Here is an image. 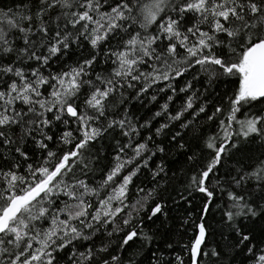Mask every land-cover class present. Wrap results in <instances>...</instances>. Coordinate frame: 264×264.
<instances>
[{
    "label": "snow or ice",
    "instance_id": "6c2138e0",
    "mask_svg": "<svg viewBox=\"0 0 264 264\" xmlns=\"http://www.w3.org/2000/svg\"><path fill=\"white\" fill-rule=\"evenodd\" d=\"M32 5L35 12L26 3L18 10L0 7V150L28 160L24 145L31 140L38 148L47 150V141L55 138L49 133L58 123H75V131L81 138L77 140L73 130L63 131L59 140L63 144L75 141L72 149L60 156L48 150L40 166L27 165V175L19 174L18 163L7 171L0 169L3 181L0 186V264H59L63 257L57 254L66 250H69L68 264H133L130 259L126 262L123 252L138 238L149 244L152 241L143 231L142 221L126 232L115 253L110 251L111 241L97 246L94 237L102 234L101 229L108 237L123 231L116 224V218L128 207L129 185L141 165L137 164L120 183L116 180L127 165L151 151L148 141L153 140L149 135L144 142L133 145L134 136L140 135L139 129H150L153 120L166 116V122L155 128V135L161 136L185 113L196 119L206 111L204 105L194 109L198 96L192 91L194 84L190 80L178 91H192V94L173 115L169 111L177 93L173 81L197 66L200 71L193 79L198 80L199 75L204 74L208 87L221 75L239 80L237 90L229 99L231 107L227 116L220 121L222 135L206 141V147L215 155L199 177H192V184L206 194L209 201L213 193L206 181L228 154L229 145L237 146L231 143L232 136L248 139L255 135L264 139V110L249 111L242 120L236 115L245 106L251 110L254 104L264 102V0H32ZM189 13L193 14L190 24L186 23ZM202 25H207L208 30ZM81 38L97 50L90 58L67 71L44 73L43 69L50 67L54 59L59 61L67 55L73 44L79 46ZM110 38L117 39L119 47L101 53L100 46ZM19 40L23 46H18ZM180 49L186 55L182 56ZM101 54L114 57L111 60L114 67L106 75L96 74L93 80L91 70ZM141 66L150 70L144 71ZM161 83L164 87L157 91L170 90L172 95L167 96L151 119L137 125L127 110L120 119L108 117V101L116 93L121 97V104L130 99L144 101L149 90ZM126 88L134 89V95L127 96ZM84 89L88 94L81 106L79 101ZM149 102L158 103L157 95L152 94ZM223 111L216 107L208 119H214ZM234 123L239 125L238 132L232 130ZM190 124L191 121H185L181 127L188 128ZM117 128L128 142H117L116 163L100 186L90 187L86 179L66 181L72 164L83 165V175H87L89 161L84 159L85 150L109 130L115 132ZM179 135L177 132L172 139ZM156 148L164 151L159 145ZM127 149H131L132 156L126 155ZM4 159L0 152V160ZM150 159L151 156L144 159L142 166L147 167ZM158 169L154 177L164 171L162 165ZM248 181H255L259 199L264 200V159L250 171L233 178L237 187ZM106 188L111 191L99 198L101 190ZM143 191L137 189L138 194ZM151 195L150 191L141 200L146 202ZM91 196L98 197L96 206L87 199ZM228 196L233 202L225 213L229 222L236 217H256L264 213V205L256 204L243 194L229 192ZM141 200L132 205L137 215L144 208ZM162 211L163 205L157 203L147 218L151 220ZM204 211H208L207 204ZM132 221L133 215L129 212L123 224L127 226ZM111 225L115 227L108 231ZM237 234L241 237L239 245L250 240L239 228ZM205 243L206 229L201 223L199 234L190 246L192 264H206L205 257L208 261L220 257L215 248L205 251ZM247 251L252 264H264V248L257 250L252 246ZM162 255L152 252L151 264H171L170 260L164 261ZM176 259L184 264L180 257Z\"/></svg>",
    "mask_w": 264,
    "mask_h": 264
},
{
    "label": "trees",
    "instance_id": "16d2710c",
    "mask_svg": "<svg viewBox=\"0 0 264 264\" xmlns=\"http://www.w3.org/2000/svg\"><path fill=\"white\" fill-rule=\"evenodd\" d=\"M23 3L32 7L33 12H35L32 0H0V7L5 10L8 8L18 10ZM54 15L55 13H53ZM192 16V13L188 14L189 19L186 23L190 24L192 22ZM201 27L204 30H208L207 25H202ZM17 44L18 46H23L22 40L17 41ZM118 47L117 39L110 38L107 43L100 46L99 51L103 53L106 49L116 50ZM95 51L97 50L92 49L88 41L81 38L79 46L73 44L67 55L61 57L59 61L54 59L51 62V66L44 68L43 71L45 74L67 71L78 62L90 58ZM179 51L182 56L186 55L183 49ZM112 59L114 57L109 58L103 54L98 56L97 63L91 70L93 80L98 73L106 75L112 71L114 67L111 62ZM141 68L144 71L150 70L145 66H141ZM199 71V66H197L186 73L184 77L173 81L177 93L173 96L169 111L173 115L180 111L187 96L191 95L192 91H196L198 96L194 109L204 105L206 111L201 113L196 119H193L189 113H185L180 121L172 122L170 128L166 129L161 136L155 135V128L166 122V116L153 120L150 129H139L140 135L134 136L133 145L144 142L149 135L153 136V140L148 141L151 151L145 152L142 157L127 165L116 180L117 184L120 183L123 176L134 170L137 164L141 165L136 176L133 177V182L129 185L130 194L126 201L128 207L116 218V224L123 231L108 237L107 232L101 229L102 234H97L94 237V242L97 246L111 241L110 251L115 253L118 250L117 245L121 242L126 232L133 227L139 226L142 221L143 231L152 237L151 244L146 240L136 239L131 243L127 251L122 254L126 262L130 259L133 264H151V254L152 252H157L158 255L163 253L162 259L164 261L170 260L171 264H179L176 257H180L184 264H190V246L201 223L204 224L206 229L205 251L215 248L221 254L218 259L213 257L211 261H208V258L205 257L204 262L206 264H252V257L247 251L248 247L255 246L257 250L264 248V213L256 217H236L232 222H229L225 216V213L231 208L233 203L229 199V192H234L238 195L243 194L256 204L264 205V200L259 199L260 193L257 190L255 181L242 183L239 187L233 183L234 177L242 175L245 171H250L259 160L264 159V139L255 135L248 139L237 135L232 136L231 143H235L237 146L231 148L229 145L228 154L223 157L221 163L210 174L209 180L206 181V186L213 193L211 201H209L206 194L199 192L192 184V177H199L215 155L211 149L206 147V141L209 137L222 135L220 121L226 118L231 107L229 99L233 97L239 86L237 77L221 75L208 87L207 77L204 74L201 73L198 80L193 79ZM190 80L194 84V89L188 93H180L178 91L179 88ZM161 87H164L163 83L154 85L145 96L144 101L130 99L124 104L120 103L121 97L119 93H116L108 101V117L120 119L124 116L125 110H127L128 116L134 123L137 125L143 124L144 121L151 119L155 111L159 110L160 104L167 100V96L172 95L170 90L158 92L157 89ZM134 92V89L126 88L125 90L127 96H133ZM87 94V89H84V95L80 97L79 101L81 106H83V100ZM152 94L157 95L158 103L149 102ZM216 107H221L224 111L217 114L214 119L209 120L208 116L212 115ZM262 110H264V102H258L253 105L251 110L245 106L236 115L238 119L242 120L249 111L251 113H260ZM191 111L193 110H189V112ZM185 121H191L188 128L181 127V124ZM104 123L106 124L107 121L105 120ZM76 128L77 125L71 122L67 125L58 123V126H54L49 134L54 135L55 138L52 141H47V150L38 148L35 142L29 140L24 145V150L29 156L28 160H23L14 153L9 155L7 151L0 150L6 157V159L0 160V169L7 171L13 164L18 163L20 164L19 174L27 175V165L30 163L34 167L40 166L43 163V158L47 156L48 150L56 152L58 156L70 151L75 141L73 144H63L60 142L59 137L63 131L73 130L74 136L78 140L81 137L80 133L75 131ZM232 130L233 132H238L239 125L234 123ZM177 132L180 135L173 140L172 136ZM118 141L120 144H125L128 142V138L124 137L118 128L115 132L109 130L102 138L92 143L88 150H85L84 159L89 161L87 175H83V165L72 164V161H69L72 164V171L68 173L65 180L86 179L90 187L98 188L116 163L115 156L118 152ZM219 142L217 140V143ZM156 145L163 147L164 151H158ZM153 152L155 153L154 155L152 154ZM126 155L129 157L133 155L131 149L126 150ZM148 156H151V159L148 160V166L144 167L142 166V161ZM159 165L163 166L164 171L154 177V173L159 170ZM2 185L3 181L0 180V186ZM141 188L144 191L138 194L137 189ZM109 191H111L110 188L102 189L99 198L106 196ZM150 191L152 195L146 202L142 201L141 198ZM87 199L96 206L98 197L91 196L87 197ZM138 200L144 203V208L137 215L132 205ZM157 203L163 205V211L149 220L147 217ZM205 204L208 205L206 213L204 211ZM232 210L235 211V209ZM129 212H132L133 221L130 225L125 226L123 221L128 217ZM113 227L115 225L109 226L108 231H111ZM237 228L250 237V240L245 242L244 245H239L241 237L237 234ZM168 245H171V247L169 248ZM34 247L36 246L34 245ZM80 250L83 251L84 249L81 248ZM68 251L57 254L58 257H63V259H60L59 264H68ZM100 255L104 254L101 253Z\"/></svg>",
    "mask_w": 264,
    "mask_h": 264
},
{
    "label": "water",
    "instance_id": "95a60500",
    "mask_svg": "<svg viewBox=\"0 0 264 264\" xmlns=\"http://www.w3.org/2000/svg\"><path fill=\"white\" fill-rule=\"evenodd\" d=\"M199 234V226H198V229H197V232H196V235H195V237H194V239H193V241L195 240V238H196V236ZM190 264H192V261H191V263Z\"/></svg>",
    "mask_w": 264,
    "mask_h": 264
}]
</instances>
